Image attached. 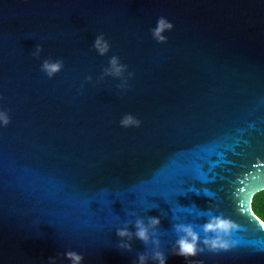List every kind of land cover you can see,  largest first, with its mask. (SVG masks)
<instances>
[{
  "label": "water",
  "instance_id": "obj_1",
  "mask_svg": "<svg viewBox=\"0 0 264 264\" xmlns=\"http://www.w3.org/2000/svg\"><path fill=\"white\" fill-rule=\"evenodd\" d=\"M260 185L264 0H0V264H264ZM213 218L228 249L203 244ZM177 224L203 251L175 255Z\"/></svg>",
  "mask_w": 264,
  "mask_h": 264
},
{
  "label": "clouds",
  "instance_id": "obj_2",
  "mask_svg": "<svg viewBox=\"0 0 264 264\" xmlns=\"http://www.w3.org/2000/svg\"><path fill=\"white\" fill-rule=\"evenodd\" d=\"M173 28V24L169 22L165 17H160L157 21V24L154 28L151 29L153 37L158 42L166 41L167 37L163 34L167 30H171ZM95 49L99 52L100 55H104L109 51V43L107 40L104 39V36L101 34L96 37L94 43ZM41 48L37 45V50L34 55H38ZM62 61L52 62L50 60H45L42 65L43 71H45L49 77H51L54 73L61 70ZM125 65L119 63V58L113 56L110 60V67L106 70L108 74L114 76H120L121 73L125 69ZM131 75V74H130ZM87 79H91L88 77ZM4 123H8V119L5 116ZM140 121L134 119L131 115H126L122 120L121 124L125 127L130 125H139ZM160 223L158 217H152L150 219V225L155 226ZM136 238L142 240L146 244L150 240V233H149V226L145 225L143 221L138 220L136 222ZM229 228L228 221L220 218H213L209 222L205 223L203 226V230L205 233H215L214 237L205 236L203 240V244L207 246L210 250L216 251L218 249H228V244L222 240V233L227 232ZM176 231L178 233H183L176 240L174 248H175V255L183 256L185 258L196 256L198 252L203 251V248L198 247V242L200 240L199 234L194 231L191 225H183L177 224ZM117 235L120 237H131L132 233L128 231L127 228H121L117 230ZM158 243V241H157ZM120 247L122 248H131L130 244L121 243ZM66 258L71 262V264H82L83 256L76 251H67L65 253ZM52 260V264H55L54 258H50ZM153 260H157L159 264H166L167 258L165 255L160 251H155L152 255ZM147 257L145 254H140L138 257V264H146Z\"/></svg>",
  "mask_w": 264,
  "mask_h": 264
},
{
  "label": "trees",
  "instance_id": "obj_3",
  "mask_svg": "<svg viewBox=\"0 0 264 264\" xmlns=\"http://www.w3.org/2000/svg\"><path fill=\"white\" fill-rule=\"evenodd\" d=\"M252 209L264 221V190L256 193L252 200Z\"/></svg>",
  "mask_w": 264,
  "mask_h": 264
},
{
  "label": "snow or ice",
  "instance_id": "obj_4",
  "mask_svg": "<svg viewBox=\"0 0 264 264\" xmlns=\"http://www.w3.org/2000/svg\"><path fill=\"white\" fill-rule=\"evenodd\" d=\"M262 186H264V185H260V186H258V187H262ZM254 190H255V189L250 190V191H242L241 194H242L243 198H244L245 200H247L248 197L251 195V192L254 191Z\"/></svg>",
  "mask_w": 264,
  "mask_h": 264
}]
</instances>
